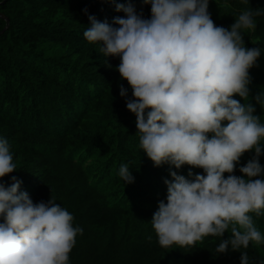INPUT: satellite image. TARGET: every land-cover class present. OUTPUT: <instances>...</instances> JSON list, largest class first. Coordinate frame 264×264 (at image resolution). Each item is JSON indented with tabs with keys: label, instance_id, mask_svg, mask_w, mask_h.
<instances>
[{
	"label": "clouds",
	"instance_id": "1",
	"mask_svg": "<svg viewBox=\"0 0 264 264\" xmlns=\"http://www.w3.org/2000/svg\"><path fill=\"white\" fill-rule=\"evenodd\" d=\"M143 3L151 6L150 18L131 0L115 3L125 15L111 24L89 15L83 35L101 44L105 57L119 58L117 71L133 98L123 85L120 95L136 116L139 146L154 166L203 170L189 171L190 178L170 170L166 202H159L151 220L158 243L185 248L221 237L217 253L239 251L241 264H249L240 250L250 242L264 244L252 215L264 217V123L252 103L264 108V91L250 94V69L261 49L247 48L244 34L255 31V17L264 16V9L246 8L225 28L213 21L210 0ZM250 152L255 155L237 176L241 157ZM15 171L8 141L0 138V180ZM119 175L126 184L135 182L127 164ZM21 184L15 176L11 186L0 183V264H69L83 229L74 227V216L52 198L34 203Z\"/></svg>",
	"mask_w": 264,
	"mask_h": 264
},
{
	"label": "trees",
	"instance_id": "2",
	"mask_svg": "<svg viewBox=\"0 0 264 264\" xmlns=\"http://www.w3.org/2000/svg\"><path fill=\"white\" fill-rule=\"evenodd\" d=\"M129 0H115L127 4ZM112 0H0V138L8 141L17 171L0 183L22 181L34 203L51 198L83 229L69 264H241V253L219 254L221 237H205L195 246L163 248L151 224L161 200L166 202L171 171L188 177L200 168L154 166L139 146L136 116L121 97L132 89L117 71L118 57H105L102 45L83 33L89 15L111 24L124 16ZM137 12L151 16V6L131 0ZM227 3L231 7H224ZM246 8L264 9V0H210L217 26L230 28ZM87 9V12H85ZM244 34L247 48H260L250 69V94L264 91V16ZM244 103L239 96L234 97ZM264 123V108L253 99ZM264 147V140L261 141ZM255 155L245 153L239 167ZM264 166V155L260 157ZM127 164L135 182L126 184L119 169ZM227 176V174H225ZM253 220L264 235V217ZM2 222V219H0ZM230 231L225 233L228 239ZM151 237V239H149ZM249 264L264 261V244L250 242Z\"/></svg>",
	"mask_w": 264,
	"mask_h": 264
},
{
	"label": "water",
	"instance_id": "3",
	"mask_svg": "<svg viewBox=\"0 0 264 264\" xmlns=\"http://www.w3.org/2000/svg\"><path fill=\"white\" fill-rule=\"evenodd\" d=\"M8 25H9V20H7V26H6L5 30L8 28ZM5 30H3L0 34H2Z\"/></svg>",
	"mask_w": 264,
	"mask_h": 264
}]
</instances>
